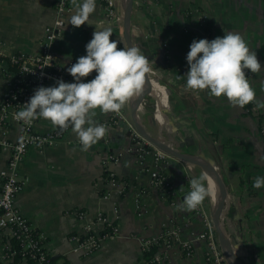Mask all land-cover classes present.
Wrapping results in <instances>:
<instances>
[{
  "label": "crops",
  "instance_id": "1",
  "mask_svg": "<svg viewBox=\"0 0 264 264\" xmlns=\"http://www.w3.org/2000/svg\"><path fill=\"white\" fill-rule=\"evenodd\" d=\"M81 2H71L53 49L56 62L66 72L86 54L85 45L96 27L111 26L110 39L118 41V48L128 46L123 23L120 27L113 24L106 17L104 4L97 0L90 14L92 25L67 24ZM55 18V0H0V51L7 56L40 54L45 29ZM225 31L239 32L256 52L262 68L258 72L246 70V74L256 97L264 101V0H134L131 42L148 56L151 70L140 94L121 108L124 119L113 122L112 112L96 108L93 119L108 129L105 141L99 139L83 150L69 126L56 146L30 149L20 165L23 189L16 204L44 238L54 264H144V239L158 237L165 228H180L184 242L191 240V233L202 232L203 223L194 209L177 206L188 192L190 178L207 173L190 159L202 160L214 171V175L207 173L206 183L213 186L214 179L220 203L213 195L202 203L212 220L214 205L220 208L224 204L223 230L239 264H264V186H253L256 176H264V107L256 108L254 101L252 113H248L226 96L186 87V56L193 39L211 40ZM13 77L0 75V100ZM141 96L145 101L133 114V102ZM55 128L60 127L42 117L35 127L40 133ZM132 130L177 154L157 164V148L139 133L151 150H135ZM18 138L19 127L12 122L4 140L13 143ZM9 156L10 150L0 147V171L7 166ZM110 156L117 160L105 165ZM153 171L165 176L167 189L153 186ZM108 172L115 173L121 190H112L109 198H103ZM77 211H84L86 217L78 218ZM99 213L118 226L119 234L90 255L76 254L70 236L83 234L85 225ZM8 242V236L1 234L0 264ZM206 263V245L196 242L191 258L173 250L162 264Z\"/></svg>",
  "mask_w": 264,
  "mask_h": 264
},
{
  "label": "clouds",
  "instance_id": "2",
  "mask_svg": "<svg viewBox=\"0 0 264 264\" xmlns=\"http://www.w3.org/2000/svg\"><path fill=\"white\" fill-rule=\"evenodd\" d=\"M96 0H82L71 13L67 24L81 26L90 22L96 9ZM111 26L96 27L92 39L85 45L86 54L67 67L73 81L57 79L51 86L41 85L15 113V118L31 121L42 117L60 128L71 127L83 150L106 136L105 124L93 119L94 109L103 113L119 112L126 102L138 94L150 72L149 58L135 46L118 48V41L110 39ZM189 70L186 87L192 90L207 89L209 95L226 96L233 105L244 106L255 101L256 108L264 101L256 97L246 70L258 72L262 64L255 51L250 50L239 32L225 31L223 36L193 39L186 56ZM95 70V75L86 80ZM208 174L190 178V190L177 205L182 210L196 209L206 197L213 194ZM255 188L264 186V176L253 181Z\"/></svg>",
  "mask_w": 264,
  "mask_h": 264
},
{
  "label": "built area",
  "instance_id": "3",
  "mask_svg": "<svg viewBox=\"0 0 264 264\" xmlns=\"http://www.w3.org/2000/svg\"><path fill=\"white\" fill-rule=\"evenodd\" d=\"M55 1L56 18L45 29L40 54L18 52L7 56L0 51V75L14 76L9 91L0 100V147L10 150L7 166L0 171V235L5 234L10 240L5 244L2 264H54L53 255L45 247L44 238L34 229L29 219L22 214L16 204V198L23 189L20 165L27 152L32 148L46 150L56 146L65 138L69 128H55L46 133H40L35 129L39 117L33 118L30 122L22 121L15 118V113L25 107L24 103L34 94L37 87L51 86L59 78L67 82L74 79L56 62L53 51L56 41L63 32L65 15L73 0ZM97 1L104 4L106 17L120 27L124 17V0ZM95 74L92 72L84 79L90 80ZM251 106H253V102L242 107L248 113H252L253 107ZM155 108H158L157 104H155ZM112 113L113 122L116 119H124L121 110ZM12 122L19 127V138L10 143L4 139ZM132 133L133 141L136 143L135 150L148 153L142 143L138 142V134L135 131ZM154 157L158 164L169 158V155L155 149ZM116 160V157L110 156L104 164L108 165L109 162ZM151 176L153 186L163 189L162 186L166 181L165 176L158 171H153ZM119 189L121 190V184L115 173L108 172V190L103 198H109L112 195V190ZM194 211L203 223L202 232L191 233V240L184 242L181 240L182 231L180 228H165L158 237L144 239L142 241L144 253L149 252L153 246L159 249L158 253L145 261L144 264H162L169 260L173 250L180 251L186 258H191L196 242H204L206 245V264H225V256L217 240L215 225L203 203ZM77 215L80 219L86 217L84 211H77ZM118 234V226L103 213H99L96 220L85 225L83 234H72L70 240L75 244L73 251L76 254L87 256L97 251L104 241L114 238ZM13 240L19 242L20 249L13 246ZM19 256L21 259L16 263L15 260Z\"/></svg>",
  "mask_w": 264,
  "mask_h": 264
},
{
  "label": "water",
  "instance_id": "4",
  "mask_svg": "<svg viewBox=\"0 0 264 264\" xmlns=\"http://www.w3.org/2000/svg\"><path fill=\"white\" fill-rule=\"evenodd\" d=\"M133 4H134V0H124L123 2V7H124V17H123V26H124V31H125V40L128 44V46L133 45L131 42V37H130V27H131V14H132V10H133ZM145 101V97L141 96L137 101L133 102V114H136L137 108L139 106L140 103H143ZM139 138H138V142L142 143V146L144 148H147V143L145 142V140H143L141 138V136H143L146 140L149 141V143L153 146H155L158 150L162 151L163 153L172 156L175 155L177 153H175V151L170 148L169 146L159 142L158 140L151 138L150 136H147L146 134H141L134 130ZM133 132V130H132ZM133 134V133H132ZM134 138V136H133ZM101 141H105V137L100 139ZM98 142V141H97ZM134 145L136 146V143H134ZM178 157H180L182 160H187L185 159L184 156L178 155ZM190 161L196 162L198 163V165H200L205 171H207V173L209 174H213L214 175V171L212 170V168L206 163L203 162L202 160H194V159H190ZM224 205V204H223ZM220 206V208L216 207V205H214L215 210L213 212L214 217H213V223L215 225V230L218 234L219 237V245L222 249V252L225 256V261L228 264H239L237 257L234 256V252L230 249V244L227 241V237L224 233L223 230V225H224V216H225V207L224 206Z\"/></svg>",
  "mask_w": 264,
  "mask_h": 264
},
{
  "label": "trees",
  "instance_id": "5",
  "mask_svg": "<svg viewBox=\"0 0 264 264\" xmlns=\"http://www.w3.org/2000/svg\"><path fill=\"white\" fill-rule=\"evenodd\" d=\"M251 107H253V106H251ZM132 143L134 144L135 141H132ZM143 148H144V147H143ZM144 149L149 150V151L151 150V149H149V148H144ZM162 187H163V189H167V188H168V184L166 183V181H165V183L163 184ZM183 233H184V232H182V235H183ZM13 246H14L15 248H17V249H20V245H19V242H18V241L13 240ZM158 251H159L158 247L153 246V247L151 248V250H150L149 252L146 253V259L149 260L150 258L154 257V255H155L156 253H158ZM20 259H21L20 256L17 257V259L15 260V262H16V263L19 262Z\"/></svg>",
  "mask_w": 264,
  "mask_h": 264
},
{
  "label": "bare ground",
  "instance_id": "6",
  "mask_svg": "<svg viewBox=\"0 0 264 264\" xmlns=\"http://www.w3.org/2000/svg\"><path fill=\"white\" fill-rule=\"evenodd\" d=\"M140 94V92L137 94V95H139ZM213 188V196H214V198L216 199L215 201L219 204L220 202L219 201H217V188H216V185H215V181H214V179H213V186H212ZM219 198V197H218Z\"/></svg>",
  "mask_w": 264,
  "mask_h": 264
}]
</instances>
